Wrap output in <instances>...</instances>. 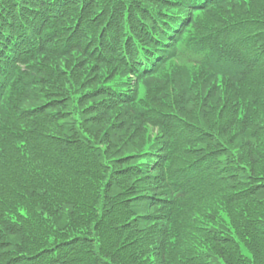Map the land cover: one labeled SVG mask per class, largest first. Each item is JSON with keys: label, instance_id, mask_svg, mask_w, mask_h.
I'll return each instance as SVG.
<instances>
[{"label": "trees", "instance_id": "16d2710c", "mask_svg": "<svg viewBox=\"0 0 264 264\" xmlns=\"http://www.w3.org/2000/svg\"><path fill=\"white\" fill-rule=\"evenodd\" d=\"M262 58L264 0H0V264H264Z\"/></svg>", "mask_w": 264, "mask_h": 264}, {"label": "rangeland", "instance_id": "374dc122", "mask_svg": "<svg viewBox=\"0 0 264 264\" xmlns=\"http://www.w3.org/2000/svg\"><path fill=\"white\" fill-rule=\"evenodd\" d=\"M228 136H229V134H227L226 135V138H225V140H227V138H228ZM236 143V142H235ZM243 204V203H242ZM242 204H237L239 207H235L229 214L226 212V208L223 206V205H219V206H213V205H210L208 208H210V209H213L214 210V212H215V216L216 217H219V216H221V217H223L224 219H226V220H222L221 219V222H223L224 223V225L226 226V222L229 220V219H236L237 217H243L242 216V214L240 213V212H238V208L239 209H242V208H244V205H242ZM240 205H242V206H240ZM228 226V225H227ZM223 246H221L220 247V249H221V251L225 254V257H224V260H226V255H228V254H226L225 252H226V250H225V252H224V248H222ZM223 249V250H222ZM226 249V248H225ZM227 264H231V263H227Z\"/></svg>", "mask_w": 264, "mask_h": 264}]
</instances>
